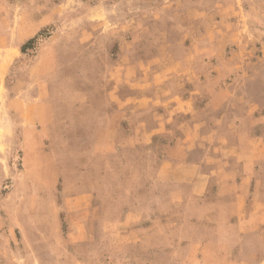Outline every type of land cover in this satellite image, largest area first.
Returning <instances> with one entry per match:
<instances>
[{"label":"rangeland","instance_id":"374dc122","mask_svg":"<svg viewBox=\"0 0 264 264\" xmlns=\"http://www.w3.org/2000/svg\"><path fill=\"white\" fill-rule=\"evenodd\" d=\"M0 264H264V0H0Z\"/></svg>","mask_w":264,"mask_h":264},{"label":"crops","instance_id":"0c3cea01","mask_svg":"<svg viewBox=\"0 0 264 264\" xmlns=\"http://www.w3.org/2000/svg\"><path fill=\"white\" fill-rule=\"evenodd\" d=\"M169 165V164H168ZM171 166V165H169ZM169 166L166 168L161 169V174L163 175L164 179L173 177L177 178L178 176H183V179L186 177L191 183L193 192L197 194H202L204 192V189L206 188V182L204 181L205 175H203L200 171V165L198 163H185L181 165V168H183V171H187V174L177 175L176 173L178 167L176 169H172ZM176 170V171H175ZM185 179V180H186Z\"/></svg>","mask_w":264,"mask_h":264}]
</instances>
